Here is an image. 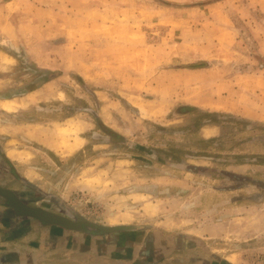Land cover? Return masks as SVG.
Segmentation results:
<instances>
[{
    "label": "rangeland",
    "instance_id": "374dc122",
    "mask_svg": "<svg viewBox=\"0 0 264 264\" xmlns=\"http://www.w3.org/2000/svg\"><path fill=\"white\" fill-rule=\"evenodd\" d=\"M79 1V9L63 10L68 24L42 18L28 35L0 36V98L21 101L38 88L28 110L0 113V121H41L58 141L84 143L60 154L34 145L21 171H35L37 192L54 208L104 219L148 203L136 213H150V205L155 218L208 237L206 224L220 227L211 205L264 191V121L199 99L221 92L233 105L264 106V0H67L65 7ZM224 15L238 35L217 32ZM183 104L220 113L209 123L216 136L204 137L212 141H201L199 114H182ZM214 234L218 251L239 247Z\"/></svg>",
    "mask_w": 264,
    "mask_h": 264
},
{
    "label": "crops",
    "instance_id": "0c3cea01",
    "mask_svg": "<svg viewBox=\"0 0 264 264\" xmlns=\"http://www.w3.org/2000/svg\"><path fill=\"white\" fill-rule=\"evenodd\" d=\"M66 2L67 0H0V36L12 37L20 35L23 31H26L23 33L26 35L29 30L39 27L38 23L42 18H48L55 23L58 16L62 23L68 24L70 18H66L63 10H76L84 4L79 1V6L65 7ZM259 4L258 1L257 6ZM87 15H92L91 10ZM219 19L225 22L220 23L217 28L220 35H238L235 31L240 32L241 29L233 30V25L229 22L231 19L226 15ZM226 40L229 44L233 42L228 37ZM49 81L46 79L45 83ZM37 89L33 88L23 94L27 98L20 97L21 101H15V96L0 98V113L4 115L28 110L29 95ZM199 99L202 104H206L204 106L212 110H228L247 118L264 121V106L257 109L249 105V102L233 105L230 98H226L221 92L212 98L204 96ZM232 106H235V109H231ZM52 126L41 121L21 118L10 124L0 121V186L10 189L29 206H41L43 203L46 205L42 206L44 209L74 218L73 212L68 209L72 206L59 202L61 204L54 208L50 200L45 198V194L37 192L33 177L35 171L29 165L21 171V165L31 162L34 145L57 154L67 150L70 153L77 152L82 148L84 143L80 136L74 139V143H67L66 137L58 141L53 136L55 127L52 129ZM57 130L63 137L60 129ZM216 134V129L211 124L202 128L203 137L210 138ZM236 169L238 168L235 167ZM189 175L190 172H186V175L178 180L184 182ZM207 192L209 195L216 194L212 189ZM137 193L142 196L141 192L135 194ZM235 193L237 194L234 191L229 192L232 195ZM252 196L253 200L240 201L236 197L232 204L229 200H221L211 205L209 211L220 213V227L217 230L215 225L206 224L203 229L209 232V236L204 237L192 226L182 227V221H174L167 216L155 218L150 205V213H136L146 209L148 203L136 205L139 209L108 213L104 219H93L72 207L77 213L98 224L123 226L114 230L90 228L85 231L49 224L21 212L0 193V264H264V191L262 195L257 191L252 193ZM213 232H219L221 238L236 240V245L240 248L228 250L227 247L223 251L224 248L221 247L218 251L209 240L218 235H213ZM239 240H242V243Z\"/></svg>",
    "mask_w": 264,
    "mask_h": 264
},
{
    "label": "water",
    "instance_id": "95a60500",
    "mask_svg": "<svg viewBox=\"0 0 264 264\" xmlns=\"http://www.w3.org/2000/svg\"><path fill=\"white\" fill-rule=\"evenodd\" d=\"M0 193L10 200L11 205L19 209L21 212L32 215L45 221L49 224L60 225L70 229L89 230L90 228L98 230H111L118 229L123 226H105L98 224L82 214L77 213L72 207H68L73 212L74 218H71L65 214H60L51 210L44 209L42 206H29L22 201L14 192L10 189L0 186Z\"/></svg>",
    "mask_w": 264,
    "mask_h": 264
},
{
    "label": "trees",
    "instance_id": "16d2710c",
    "mask_svg": "<svg viewBox=\"0 0 264 264\" xmlns=\"http://www.w3.org/2000/svg\"><path fill=\"white\" fill-rule=\"evenodd\" d=\"M202 65L203 64L198 65L196 67H199V66H202ZM180 106H181L180 107V112L182 114H184V113L187 114L189 112H193V113H196V114L198 113L199 114V117H200V120L198 121V127L199 128H202L203 126H205L206 124H209V123H214V124L215 123H219V120L217 118L212 117V115H216L218 112L204 110V109H201V108H199V107H197L195 105H190V104H183V105H180ZM218 114L220 115V113H218ZM261 124H263V123L260 122V121L255 122L256 126L261 125ZM102 128L105 129L107 127L105 125H102ZM213 139H205L204 137H201V141L204 142V143L212 141Z\"/></svg>",
    "mask_w": 264,
    "mask_h": 264
},
{
    "label": "flooded vegetation",
    "instance_id": "af4514ba",
    "mask_svg": "<svg viewBox=\"0 0 264 264\" xmlns=\"http://www.w3.org/2000/svg\"><path fill=\"white\" fill-rule=\"evenodd\" d=\"M41 205V204H40ZM41 206H44V207H46V205H43V203H42V205ZM49 210V209H48ZM52 211V210H51Z\"/></svg>",
    "mask_w": 264,
    "mask_h": 264
}]
</instances>
